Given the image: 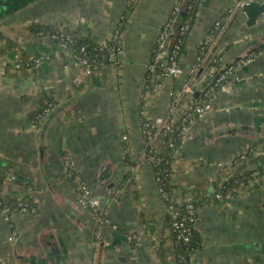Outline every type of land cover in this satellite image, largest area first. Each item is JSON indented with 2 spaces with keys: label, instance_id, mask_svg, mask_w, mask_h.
<instances>
[{
  "label": "crops",
  "instance_id": "1",
  "mask_svg": "<svg viewBox=\"0 0 264 264\" xmlns=\"http://www.w3.org/2000/svg\"><path fill=\"white\" fill-rule=\"evenodd\" d=\"M245 1L251 0H205L179 61L184 78L189 77L200 45L214 24L226 19L208 56L222 70L246 61L234 67L225 91L191 125L174 154L171 184L182 202L188 194L210 195L218 175L264 162V15L248 27L238 7ZM40 2L0 12V171L17 178L5 179L1 191L32 199L36 208L35 213H17L10 224L0 211V264H162L156 255L158 238L169 231H164L165 206L152 164L143 155L141 120L165 117L182 85L181 79L161 78L153 90L145 86L160 29L180 0ZM131 5L120 64L90 75L55 43L27 28L34 23L65 27L103 43ZM15 47L37 61L32 70L10 66L3 71L1 65L14 62ZM191 84L199 92L205 79L198 74ZM49 96L55 109L35 127L30 116ZM162 144L158 137L154 145L161 150ZM252 150L251 158L232 164ZM65 159L72 161L75 180L68 177ZM80 185L101 196L109 222L101 223L79 202ZM261 207L264 177L240 187L226 203L199 210L195 226L204 247L193 255V264H264ZM11 232L16 233L14 243L8 241ZM127 235H134L131 243ZM166 249L173 258L172 244L167 242Z\"/></svg>",
  "mask_w": 264,
  "mask_h": 264
},
{
  "label": "trees",
  "instance_id": "2",
  "mask_svg": "<svg viewBox=\"0 0 264 264\" xmlns=\"http://www.w3.org/2000/svg\"><path fill=\"white\" fill-rule=\"evenodd\" d=\"M205 0H180L179 6H180V13L183 12V16H177L176 23L174 25V28L172 30V45L170 50L168 51V54L171 56L174 51L176 52V60L179 62L183 54L186 50V45L188 41V36L190 34V31L197 19V14L200 10V7L202 3ZM132 10V5L127 8L126 12L123 13L122 17L120 18L119 25L115 28V31H118L119 36L116 39V42L111 40H106L105 44L102 45L101 43H97L93 41L92 39L80 35L78 32L65 28L60 30L57 27L49 26V25H43L34 23L29 26V30L34 33H40L43 32L44 35H50V34H57L61 35L64 34L69 35L72 38L73 43L69 44L66 49L61 50L66 57L69 56V53L66 50H69L72 52V50L80 56L87 57L89 61L94 65L96 62L98 65L94 69L95 71H98L101 67L111 64L110 61L108 63H105V58H108L109 52L106 48L114 46L116 49L119 47L122 49L121 46V35L123 30L126 26L127 17ZM226 16H230L229 14H225ZM223 24L221 23V26ZM185 29V32L182 34L181 29ZM215 28V25L212 27V29ZM221 30H218L216 33V36L219 35ZM59 40H56L55 44L58 47ZM10 47L13 45V43L8 42ZM59 48V47H58ZM84 48V52L80 53L81 49ZM178 48V49H176ZM259 50V49H258ZM254 52H257V49L253 50ZM252 51V52H253ZM158 46L157 42L155 43L152 52H151V60H150V66L155 65L156 69L154 72H151L148 70L146 72V88L149 90H153L154 88V81H153V75H160L163 72V68L160 66V62L156 63V57L158 55ZM251 53V52H250ZM198 55H200V50L198 49ZM21 68L19 71H26L30 67L34 66L35 63L31 60L30 56L23 52L20 56ZM217 60V59H216ZM167 62V64H171L170 58L167 60H164ZM120 64V61L117 65ZM235 62L230 65L234 66ZM216 68V73L213 76L212 79V85H216L218 78L223 74L224 70L220 69V64L217 60V62L214 64ZM93 67V66H92ZM196 101H206L204 93L200 92L198 98H195ZM54 100L52 96L46 97L39 101L38 107L36 108L35 112L32 113L30 116L31 120H34L38 114H40L45 108L50 107L51 105H54ZM197 116L195 115L193 119L186 121L184 125L190 126L191 122L196 120ZM142 129L144 131V135L146 138V147L144 150V153H148V155L152 158V167L155 173V178L158 180L157 185L159 190L161 192L166 193L168 195L167 199H163V203L165 206V219H164V231L168 229L169 234L165 236V234H162L159 238V246L156 250V255L161 261L162 264H193L192 256L196 254L197 252L201 251L204 247V240L199 233V231L196 229L195 223L198 219V212L205 206H211V205H218L220 203L227 202V196L235 197L237 195V191L241 186L246 185L250 180L254 178L253 171L247 170L241 173L234 174L232 176H229L221 181L215 182L213 184V192L210 195H202L199 192L193 193V199L191 202H179L177 203L176 197L173 195L175 187L171 184V175H170V168L171 163L175 160L174 154L179 149V147L182 144L183 137L179 134V128L182 127L183 123L179 121L178 123H175L172 131L163 134V131H160L159 136L163 137V144L162 148L157 153H150L149 150L154 145L149 144L148 142V135L153 136L157 131L156 128L153 126V123L147 119L142 118L141 120ZM146 125H148L146 127ZM156 137V138H158ZM155 144V143H154ZM250 152V151H249ZM251 154V153H250ZM248 154V156H250ZM236 162V161H235ZM259 170L263 174L264 168L260 167ZM130 173L127 174L126 177H128ZM5 173L3 171H0V184H3L6 177ZM71 180H75V175L70 177ZM78 187V186H77ZM186 193V192H185ZM220 196V197H218ZM23 202L28 208H35V203L32 199L25 198L22 200L17 199L13 195H6L0 197V210L4 208H8L10 212H13L14 210L19 209L20 203ZM192 206L193 210L190 211L188 209V206ZM183 223L184 228L187 230L186 236L187 241L185 240H178V231L174 228V223ZM144 223V221H143ZM167 242L171 243L173 246V262L169 260V254L166 249Z\"/></svg>",
  "mask_w": 264,
  "mask_h": 264
},
{
  "label": "built area",
  "instance_id": "3",
  "mask_svg": "<svg viewBox=\"0 0 264 264\" xmlns=\"http://www.w3.org/2000/svg\"><path fill=\"white\" fill-rule=\"evenodd\" d=\"M179 13H180V7L178 5L174 6L170 13V16L163 23L160 29V32L158 34L156 42H157L159 52L156 57V63L160 62V66L163 68V72L160 75H153V81L155 84H157L158 80H160L161 78H174V79H181L182 85L180 89L177 91V93L175 94L166 116L162 118H157L155 119V121H152V123L158 133L159 131H163L164 132L163 134L165 135L169 131L170 132L172 131V128L175 123H178L179 121H181L183 125L181 128H179V134L184 138L189 133L191 125L197 119L204 117L210 111V109L212 108V101L214 100V98L220 92L225 91L226 89L225 85L227 81L230 79V77L232 76L234 67L236 66L241 67L242 65L246 63V61L240 60L236 63L235 66L228 67L227 69L224 68V72L218 78L217 84L216 85L211 84L213 76L216 73V68L214 64L217 62V60L216 58H213V57L210 58L208 56L209 55L208 49L209 47H212L215 41V38H216V33L221 28V23L217 22L214 24L215 28L211 29V31L209 32V34L207 35V37L204 39V41L199 47L200 55H197V66L190 70L189 77L184 78L185 76L184 71L180 68L179 62L176 60V52L174 51V53L171 56L168 54V47L171 43L170 36H172L171 35L173 33L172 30L174 28V25L176 23V19ZM184 32H185V29L184 28L181 29V33L183 34ZM118 36H119L118 31H115L113 32V34L110 36L108 40L113 39V41L116 42V39L118 38ZM42 37L49 38L51 39L52 42H56V40H59L58 44L63 49H66V47L69 44L73 43L72 38L69 35L65 36L64 34H61L60 36L57 34L42 35ZM105 42L106 41H104L101 44L104 45ZM106 49L109 52L111 62L112 63L114 62L117 65L118 64L117 59L120 55H122V49H120L119 47L116 49L114 46L108 47ZM66 51L69 53L68 57H70L76 64H78L87 74L90 75L95 72L94 69L98 65L96 62L94 63V65H92V63L89 61L87 57H84L83 55L80 56V54L74 52L73 50L72 52L69 50H66ZM83 52H84V48L81 49L80 53H83ZM166 57L170 58L171 64L168 65L167 62L164 61ZM16 67L19 68L18 65H16ZM154 67L155 65H152L149 68L150 70L154 71ZM198 74L202 75V77L205 79L204 86L199 90V93L200 92L204 93L206 101H203V102L196 101L194 94L196 91H198V89H195L191 84L192 79L196 77ZM186 98L188 99V101H187V105L185 109L179 110V107L181 106L182 102L185 101ZM48 113L49 112H47L45 116L44 115L42 116L43 119H45L49 115ZM195 115L197 116V119L192 121L190 126L184 125L186 121L193 119ZM147 126L148 125H146V127ZM163 137L164 136H159L162 142H163ZM159 151L160 150L157 149L155 145L151 148V152L157 153ZM67 166H69L68 168H71L69 164ZM174 169H175V160L171 163V168L169 170L170 175L172 174ZM156 181L158 180L156 179ZM1 185L2 184H0V195L2 193ZM81 188H82L81 189V192H82L81 199L88 200V201L91 200L89 197L90 192L83 186ZM159 192H160L162 200L168 198V195L166 193L161 192V190H159ZM88 203H90L92 207L95 206L93 205L91 201H89ZM96 206H97L96 210L100 211L101 206L99 207V204L97 203H96ZM188 207H189L188 209H192L190 205ZM35 212H36V208L27 207L19 211L14 210L13 212H10L9 209H4L3 211H1V214H2L4 221L10 224L12 222L13 216L16 215L17 213L31 214ZM173 226L175 230H177L179 233L177 236L178 240L182 239V240L187 241V236H186L187 230L184 228L183 223L182 222L174 223ZM16 238H17L16 233L11 232L10 236L8 237V241L10 243H14L16 241Z\"/></svg>",
  "mask_w": 264,
  "mask_h": 264
},
{
  "label": "rangeland",
  "instance_id": "4",
  "mask_svg": "<svg viewBox=\"0 0 264 264\" xmlns=\"http://www.w3.org/2000/svg\"><path fill=\"white\" fill-rule=\"evenodd\" d=\"M31 0H0V12H2V14H6L7 13V11H10V10H12L13 9V7H17V6H19V5H22L24 8H26V6L28 5V2H30ZM74 0H41V2L40 3H47V4H61V3H71V2H73ZM128 3H131L133 6L135 5L134 4V2H128ZM204 4V2L202 3V5ZM201 5V6H202ZM178 6H179V4H178ZM180 7V6H179ZM133 9H134V7H132ZM127 9V8H126ZM126 9L124 10V12L126 11ZM123 12V13H124ZM122 13V14H123ZM3 15V16H4ZM227 20V19H226ZM226 20H223L224 22L226 21ZM218 22H220V23H224V22H221V21H218ZM217 23V22H216ZM119 25V22L117 23V25H116V27ZM27 28H29L28 26H27ZM60 30H62V29H65V27H63V28H60V27H58ZM114 32H115V29H114ZM34 35H37V36H42V35H44V33L43 32H40V33H37V34H34ZM49 39V38H48ZM50 41H51V39H49ZM53 43H55V42H53ZM58 47H59V49H61V50H64L63 48H61L60 47V45H58ZM15 49V51H18V54L16 53V57L14 58V62L13 63H7V64H5L4 66H2L1 65V67H2V69H3V71H5L6 72V70H7V68L8 67H12L15 71H19V69L21 68V66H20V63H21V58H20V56H21V54L23 53V52H25L24 50L22 51H19L18 50V48H14ZM121 56V55H120ZM120 56L118 57V59H117V62L119 63V61H120ZM108 61H110V63H111V60H110V56H108ZM33 61V63H36L37 64V61L36 62H34L35 60H32ZM116 62V63H117ZM111 64H113V65H116L114 62L113 63H111ZM16 65H18L19 66V68H17L16 67ZM36 65H34V66H32V67H30L29 68V70H32L31 68H34ZM156 69V67H154V70ZM149 70H150V68H149ZM22 71V70H21ZM151 72H154V71H152V70H150ZM55 108H54V105H51L50 107H48V108H45L40 114H38L37 116H36V118L34 119V120H31L32 121V123H34V126L35 127H40V125H42L43 124V122H44V119H43V115L45 116L46 115V113L47 112H49L48 114H50V112L52 111L53 112V110H54ZM50 110V111H49ZM51 112V113H52ZM47 114V115H48ZM49 116V115H48ZM47 116V117H48ZM42 127V126H41ZM157 131V130H156ZM159 133H160V131H159ZM159 133L158 132H156L153 136H151V135H148V143L149 144H154L155 143V140L157 139L156 137H158V135H159ZM144 140H145V142L147 141L146 140V138H145V135H144ZM147 143V142H146ZM147 145V144H146ZM152 148V147H151ZM179 149H180V147H179ZM178 149V150H179ZM248 150V149H247ZM92 153H94L95 151L94 150H92L91 151ZM90 152V153H91ZM149 152L150 153H152L151 152V149L149 150ZM254 152V150H252V151H246V152H244L243 154H241V155H239V156H237L235 159H234V161L232 162V164H235V163H239V162H241V161H245V160H247V159H249V158H251L253 155L252 154H250V153H253ZM154 154H155V152H153ZM248 154H250V156H248ZM145 157H147L149 160H150V163L152 164V158L148 155V153L146 154H143ZM261 161H262V159H260ZM236 161V162H235ZM264 161V160H263ZM64 167H65V170H66V172H68V177H71V176H73V174L75 173V170H74V168H73V165H72V161L70 160V159H65L64 160ZM263 163V164H262ZM70 165L72 168H68L69 166H67V165ZM262 164V166H260ZM134 164H132L131 165V167H130V172L133 170V168H134ZM260 167H262V168H264V162H258L257 161V163H254V166L252 167V169H248V170H251V171H253V176H254V178L252 179V180H250L246 185H244V186H247V185H249V183H252V182H255L256 180H258L260 177H264V173L262 174L261 173V171L259 170V168ZM244 171H247V170H244ZM243 171V172H244ZM263 172H264V170H263ZM239 173H241V172H239ZM237 174V173H236ZM232 175H234V174H227V175H224V176H222L221 178H222V180L223 179H225V178H227V177H229V176H232ZM6 180L7 181H9V182H14V181H16L17 180V178L15 177V176H11V177H8V178H6ZM218 181H221V179H220V176L218 175V177L217 178H215L213 181H212V184H211V187H212V192H213V184L216 182H218ZM82 186H78V188H79V191L81 192V188ZM242 187V186H241ZM159 191V190H158ZM211 192V193H212ZM238 192V191H237ZM101 194V193H100ZM160 194V193H159ZM1 196H6V194H3V193H1V195H0V197ZM81 197H82V192L80 193V195H79V201L82 203V205L83 206H85V207H87L88 209H90V211L92 212V214H93V216L98 220V221H100L101 223L102 222H104V223H107V222H109L108 220H106L105 218H104V216H103V212H104V209H103V205H102V200L100 199V197L101 196H96V195H92L91 193H89V197H90V199L91 200H89V201H91L92 203H93V205H95V206H91L90 205V203H88L89 201L88 200H84V199H81ZM218 197H220V196H218ZM233 197H230V196H227V199H228V201L230 200V199H232ZM193 199V193H192V195H190V194H188V196H186V198L183 200V201H187V202H191V200ZM19 200H22V199H19ZM176 201H177V203H179V202H182V200H179V199H177L176 198ZM96 203L97 204H99V207H100V211H97L96 210V208H97V206H96ZM224 203H226V202H224ZM223 202L222 203H220V204H218V205H221V204H224ZM25 208H27V206L23 203V202H21L20 203V205H19V209H17L18 211L19 210H22V209H25ZM189 208V207H188ZM191 208H193L192 206H191ZM261 208H264V207H261ZM4 209H8V208H4ZM4 209H2V210H0V211H3ZM190 211H192L193 209H189ZM116 228V227H115ZM17 239V238H16ZM126 240H127V242L128 243H131L133 240H134V235H127L126 236ZM135 250V247H132V251H134ZM193 257V256H192ZM169 260L171 261V262H173L174 260H173V258L171 257V256H169Z\"/></svg>",
  "mask_w": 264,
  "mask_h": 264
},
{
  "label": "water",
  "instance_id": "5",
  "mask_svg": "<svg viewBox=\"0 0 264 264\" xmlns=\"http://www.w3.org/2000/svg\"><path fill=\"white\" fill-rule=\"evenodd\" d=\"M238 7L244 12V15L246 16V25L248 27H252L254 25H256V23L258 22L259 18L264 15V2H259V1H255V0H251V1H245L241 4L238 5ZM183 12L179 13V16H183ZM171 38H173V36H171ZM171 43L168 47V51L171 48L172 45V40L170 39ZM168 57H166L165 60H167ZM105 63H108V59L105 58ZM200 73V72H199ZM199 96V92H195L194 97L198 98ZM51 116H49L50 118ZM147 158V157H146ZM148 159V158H147Z\"/></svg>",
  "mask_w": 264,
  "mask_h": 264
}]
</instances>
